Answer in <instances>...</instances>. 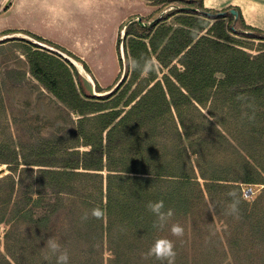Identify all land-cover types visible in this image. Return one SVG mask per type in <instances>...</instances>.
I'll use <instances>...</instances> for the list:
<instances>
[{
    "label": "trees",
    "instance_id": "obj_1",
    "mask_svg": "<svg viewBox=\"0 0 264 264\" xmlns=\"http://www.w3.org/2000/svg\"><path fill=\"white\" fill-rule=\"evenodd\" d=\"M144 1L161 8L147 24L138 17L142 24L127 26L130 71L114 91L96 85L100 94L113 91L106 96L87 93L76 67L57 53L21 40L29 44L31 75L77 120L64 137L30 149L0 142V167L8 172L0 175V225L30 221L41 229L68 210L67 224L77 229L62 242L64 249L75 245L70 264H82L83 238L107 243L114 256L108 264H161L148 254L161 238L173 242L174 264H264V190L249 202L242 187L264 185V31L248 26L236 7L211 18L219 12L204 0H186L159 18L168 0ZM18 33L83 63L31 32L2 36ZM121 44L120 37L119 51ZM145 60L155 72L132 68ZM232 192L241 200L239 219L228 214ZM161 200L173 213L162 228L148 208ZM97 208L100 219L91 215ZM40 210L44 216L36 218ZM176 224L182 237L171 233ZM46 249L17 256L7 248L0 264H42ZM91 254L99 258L98 250ZM93 264H105L103 255Z\"/></svg>",
    "mask_w": 264,
    "mask_h": 264
},
{
    "label": "rangeland",
    "instance_id": "obj_2",
    "mask_svg": "<svg viewBox=\"0 0 264 264\" xmlns=\"http://www.w3.org/2000/svg\"><path fill=\"white\" fill-rule=\"evenodd\" d=\"M185 1L186 0H168L166 10L159 16V18L164 17L167 14L174 12L175 10L183 9L185 6ZM7 8L5 5L0 4V38L5 37L2 36V34L4 33V29L7 28L8 23H13L12 25L14 26L24 25L27 26V28L31 29L36 27V29L38 30H34L36 31L35 34L40 37H42L43 34L46 33L45 28L43 27V22H41L42 16L39 11H37L36 14H32L30 11L28 12V14H26L25 10L22 9H25V6L21 2L18 3L16 10H13L10 14H3L4 10H6ZM160 8L161 7H157L156 9ZM142 18L144 19L143 24H147V21L150 20V16ZM133 22H138V19L134 20ZM238 26L239 28H241L240 23L238 24ZM126 29L124 27L123 30ZM259 30L264 31V29ZM10 37L11 39L4 41V43H0H3L2 45H0V142L11 143L21 149L22 147L30 149L31 147L39 146L45 139H53L60 136L64 137L67 132L73 131L75 129L77 115L72 113L62 103H60L53 94L46 90L31 75L30 64L25 54L26 47L27 45H29L26 42H29L30 44H36L40 47L44 46L42 48L57 53L63 59H65V57H63L61 54L69 57L74 62V66L76 67L84 82L87 93L94 96H102L110 93H98L96 88V85L98 83L96 81L93 84L88 83L86 78L92 81L91 77L88 75V73L92 75V72L84 62H77L67 54L46 44L38 42L37 40L27 35L16 34L11 35ZM124 37L125 35H121L122 44L120 51H122V48H124ZM21 40H24L26 42ZM259 45V42L253 44L254 48L258 47ZM75 62L83 67L82 72H80V69L77 67ZM85 65L87 66V68H85ZM122 66V74L117 77V80H115V82L117 81L119 83V78L121 77L122 79L130 71V64L126 54L124 57H122ZM111 70L114 72L113 69ZM114 84L98 85L104 89L114 87V90L115 86H117L116 84ZM33 169L37 172L39 167H33ZM7 173L8 172L6 166L0 167V175H5ZM243 186H252L255 191L253 198L247 200L249 202L254 201V199L259 196V194L264 190V185ZM23 198L24 196L22 197V200ZM44 211L46 212L45 209ZM44 211H38V213L36 214V218L43 217ZM67 213L68 210L61 211L59 215L57 214L56 216L51 218V222L45 223V227L41 229L32 226L33 224L30 221H27L25 223H18L17 226L13 228L10 227L11 225L9 226L7 224L0 225V252L9 257L7 248H11L14 254H16L17 256L18 254L20 256H25L26 253L31 254V248L39 249L44 245L46 247V241L50 237L57 239L62 246V242L64 239L66 240L67 236L74 238L77 232L76 228L68 226L66 221ZM221 225L222 224H219L220 228ZM10 229V232L13 231V236L10 237V241L7 243L5 234ZM94 244L95 242L90 238H83L82 240H80V243L78 245L80 248L85 250V253H79L80 262L82 264H93L94 261H97L99 259L101 260V257L103 255L104 263L108 264L109 260L114 256L111 252L108 251L107 243H105L103 246ZM185 244L186 245L182 246V248L184 251H187L189 250L191 242L189 241L188 244ZM74 247L75 245L72 244L70 247H67L65 249L70 250ZM94 249L98 250L99 254V258L95 260L94 254H91L92 252L94 253ZM39 259H41L42 264H50L51 261L55 260V257L50 256L48 250L46 249L44 251L42 250L41 254L39 255ZM127 262L129 263V260H127ZM130 264L145 263L144 261L142 263L140 261H137V259H133L132 263L130 262Z\"/></svg>",
    "mask_w": 264,
    "mask_h": 264
},
{
    "label": "crops",
    "instance_id": "obj_3",
    "mask_svg": "<svg viewBox=\"0 0 264 264\" xmlns=\"http://www.w3.org/2000/svg\"><path fill=\"white\" fill-rule=\"evenodd\" d=\"M19 2L24 4L26 14L40 12L46 32L42 38L81 59L92 72L88 73L92 81L86 78L88 83L96 81L100 85L116 84L122 74L125 51L118 48L126 32L122 28L126 29L134 18L149 17L156 11L144 0H1L0 4L8 7L3 14L16 10ZM204 5L214 11L239 8L248 26L264 29V0H204ZM12 24L8 23L4 32L35 34L38 30Z\"/></svg>",
    "mask_w": 264,
    "mask_h": 264
},
{
    "label": "clouds",
    "instance_id": "obj_4",
    "mask_svg": "<svg viewBox=\"0 0 264 264\" xmlns=\"http://www.w3.org/2000/svg\"><path fill=\"white\" fill-rule=\"evenodd\" d=\"M132 68L144 73H153L156 71V66L154 63L149 60H145L143 65L140 66L139 61H134L132 63ZM230 196L233 197L232 203L229 205L228 214L232 215L236 219L240 217V203L241 200L237 193L232 192L229 193ZM149 210L157 217L158 226L163 227L168 218L172 216V210L169 209L167 212H164V202L158 201L155 203H149ZM91 215L97 219H100L103 216V211L99 208L93 209ZM88 215L85 214L82 217V220H87ZM172 235L176 237H182L184 234L183 228L176 224L171 228ZM46 248L50 254V256H54L56 260V264H70V254L67 249H63L59 241L55 238H48L46 241ZM149 255L154 256L157 260L161 262V264H174L175 261V250L174 244L171 240L166 238L158 239L155 244L150 248Z\"/></svg>",
    "mask_w": 264,
    "mask_h": 264
},
{
    "label": "water",
    "instance_id": "obj_5",
    "mask_svg": "<svg viewBox=\"0 0 264 264\" xmlns=\"http://www.w3.org/2000/svg\"><path fill=\"white\" fill-rule=\"evenodd\" d=\"M232 15H234L235 16V19L237 20L238 19V12L237 11H235V10H232L231 12H230ZM226 15V13H224V12H219L218 14H208V16L209 17H211V18H219V17H224ZM138 22H140L141 24H142V21H141V19H139L138 20ZM9 39H11V37L10 36H5V37H3V38H0V43L1 42H4V41H6V40H9ZM42 47H44V46H42ZM63 57H65V59H67L68 61H70V63H72L73 65H74V62L69 58V57H66V56H64L63 54H61ZM122 83V80L119 82V84L115 87V89L116 88H118L119 87V85ZM114 89V90H115ZM113 90V91H114ZM112 91V92H113ZM112 92H110V93H108V94H106V95H109V94H111ZM106 95H102V96H106Z\"/></svg>",
    "mask_w": 264,
    "mask_h": 264
},
{
    "label": "built area",
    "instance_id": "obj_6",
    "mask_svg": "<svg viewBox=\"0 0 264 264\" xmlns=\"http://www.w3.org/2000/svg\"><path fill=\"white\" fill-rule=\"evenodd\" d=\"M255 191L252 186H243V196L246 200L253 198Z\"/></svg>",
    "mask_w": 264,
    "mask_h": 264
},
{
    "label": "bare ground",
    "instance_id": "obj_7",
    "mask_svg": "<svg viewBox=\"0 0 264 264\" xmlns=\"http://www.w3.org/2000/svg\"><path fill=\"white\" fill-rule=\"evenodd\" d=\"M75 63L77 65V67L80 69V72H82L83 71V67L80 64H78L77 62H75Z\"/></svg>",
    "mask_w": 264,
    "mask_h": 264
}]
</instances>
